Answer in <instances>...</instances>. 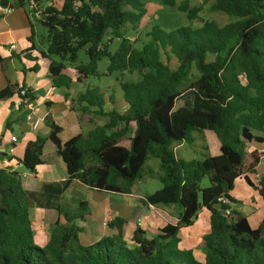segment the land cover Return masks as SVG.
Returning <instances> with one entry per match:
<instances>
[{"label":"trees","instance_id":"1","mask_svg":"<svg viewBox=\"0 0 264 264\" xmlns=\"http://www.w3.org/2000/svg\"><path fill=\"white\" fill-rule=\"evenodd\" d=\"M54 1L0 0L1 8L29 4L33 14L45 16L37 20L47 31L42 54L50 60L53 88L99 77L102 59L109 61L108 73H138L140 79L120 83L124 110L105 111L113 99L87 85L75 99L87 126L83 133L61 144L60 127L46 117L49 134L28 143L19 160L30 175L0 169V264H264V216L252 229L230 197L235 180L243 177L264 202V177L256 186L247 177L264 153L246 150L247 143L264 142V0H203L232 21L170 32L153 26L141 48L125 34L145 15L142 0H62L59 8ZM159 1L187 12L176 0ZM199 11L188 10L186 18L195 19ZM107 33L111 37L103 43ZM114 38L120 44L111 54ZM81 50L87 62L76 66ZM193 70L197 76L189 81ZM15 95L22 104L34 101L30 90L10 85L0 91V101ZM204 132L214 134L217 156L208 153ZM195 142L197 158L177 154L178 146ZM45 146L55 148L65 164L63 185L77 181L99 193L131 196L139 182L156 179L161 188L142 195L139 203L167 209L170 217L149 239L137 225L129 241L123 234L127 220L113 218L107 223L113 234L86 246L78 223L91 213L87 202H80L74 211L61 213L45 245L37 246L29 211L50 208L44 198L48 185L35 174L44 163ZM204 180L208 185L201 187ZM202 209L209 213V230L198 245L203 263L179 247L181 229Z\"/></svg>","mask_w":264,"mask_h":264},{"label":"crops","instance_id":"2","mask_svg":"<svg viewBox=\"0 0 264 264\" xmlns=\"http://www.w3.org/2000/svg\"><path fill=\"white\" fill-rule=\"evenodd\" d=\"M34 15L40 19L38 13ZM25 19L28 18L25 17ZM31 33V24L29 29L28 21L23 22L22 16L15 10L12 9L7 14L0 12V91L9 85L24 86L30 90L34 97L32 102L35 105L32 118L39 120L38 126L33 128V122L27 120V111L16 95L0 101V169L14 171L23 176L30 175V173L22 167L19 160L23 157L28 143L34 142L37 137H45L49 134L50 129L45 122L46 117H49L50 121L60 127L58 139L61 144L87 129L75 102L77 95L83 93L86 88L77 89L79 84L72 83L69 88H58L54 92L55 88L52 87L49 78L50 60L42 54L46 51L45 38L37 47L33 38L34 34L31 36ZM50 89L52 92L46 96ZM11 137H15L17 141L13 143ZM204 138L208 153L211 156H217L219 144L214 134L204 132ZM210 142L215 144L213 149H210ZM246 150L249 153H264V142L261 144L247 143ZM55 151V148L45 146L42 156L44 163L35 169L37 179L42 184L48 185L44 198L50 205V208H31L29 211L34 242L39 247L44 246L47 242L49 229L61 218V213L74 211L80 202H87L90 208L92 201L100 202L105 196V192L92 191L77 181L63 185L67 180L66 167L62 160L55 155ZM247 177L255 186L257 185L258 180L264 177V158L260 160L253 173L247 174ZM129 197H136L137 201L128 221L131 226H128L127 222L123 227L125 240L131 239L137 225L143 232L149 231L150 235H156L165 225V217H170V211L141 206L139 203L141 196L131 195ZM230 197L238 203L239 212L248 213L245 214V217L249 226L252 229H257L264 216V202L258 192L250 187L243 177H240L235 180ZM234 206L232 205L233 208ZM94 208L98 210V217L90 214L85 222L78 223V226L86 234L83 240V243H87L84 244L86 246L112 235L114 231L107 227V223L113 218L120 217V212L111 205L104 211H101L99 207ZM146 215L152 216L157 221L154 223L155 229L151 228L150 223H141ZM126 229H129L128 237L125 234ZM208 230L209 213L202 209L192 225L181 229L179 233V246L183 245L181 249L191 250L195 259L201 263L204 262V254L198 249V245Z\"/></svg>","mask_w":264,"mask_h":264},{"label":"rangeland","instance_id":"3","mask_svg":"<svg viewBox=\"0 0 264 264\" xmlns=\"http://www.w3.org/2000/svg\"><path fill=\"white\" fill-rule=\"evenodd\" d=\"M62 0H55L54 3L57 8L60 7ZM145 9V15L141 18L138 28L136 30H128L125 36L131 40L133 43V47L141 48L144 43H146L149 39V32L153 26H158L166 32L174 31L181 27L189 26L192 29L201 28L204 23L206 22H214L219 26H222L232 19L212 12L210 10V3H204L203 0H176V4H183L187 7V12L190 9L200 7V11L197 13L196 18L189 20L186 18L187 12H180L175 7H169L162 5L159 0H142ZM46 6L45 3L40 4L38 7L40 10ZM29 4H25L22 8H15V10L19 15L22 16L23 22L26 20L28 21V26L33 32V38L37 47H39L40 42L42 39L46 37L47 31L42 26L40 22H38V18L35 17L33 12L29 8ZM20 10V11H19ZM28 19H25V17ZM110 34L107 33L103 38V43H106L107 40L110 38ZM120 40L113 39L111 43L108 45V50L111 54L115 53L119 47ZM54 60H58L57 58H53ZM164 60V57L162 56ZM87 62V57L85 55V51L81 50L77 54V61L75 63L76 66L85 64ZM109 65L108 59H102L98 62L97 65V73L99 77H91L89 78L86 84H79L77 85V89H84L88 86L91 88H98L105 98H112L114 104H107L104 106L105 111H110L112 109L117 110H124L125 107L122 106L123 101V94L120 89V83L122 82H135L140 79V75L138 73H118L112 72L108 73L107 67ZM196 72L193 70L191 72V76L189 81H193L196 78ZM52 92V89H50ZM57 88H55V91ZM22 112V111H21ZM18 113V112H17ZM15 113V114H17ZM19 114V113H18ZM23 114V112H22ZM210 137V136H208ZM210 149H213V143H209ZM199 143H194V145L190 148L187 145H180L176 148L177 154L184 157L186 160L194 159L198 157V152L200 151ZM208 182L206 180L202 181L201 187H206ZM161 188V184L156 179H147L142 180L136 186V192L132 196H142L145 194H152L156 190ZM94 199V197H93ZM136 197H129L126 195L114 194V193H105L104 199L100 202L92 201V208H89L91 215L98 217V210L94 207L101 208V211L104 209H108L111 205L114 209L120 212V218H124L127 222L130 220V216L133 212V207L135 206ZM234 205V204H233ZM89 207V206H88ZM239 205L235 204L234 208L238 210ZM91 209V210H90ZM244 216L247 215V212L242 213ZM157 222L154 218L150 215H146V218L141 220L142 224L150 223L151 228L155 229L154 223ZM140 223V220H139ZM80 225V224H79ZM128 226H131V223L128 222ZM129 229H126V237H128ZM85 232L82 230L79 234V240L81 244L85 239ZM146 238H152L155 235H150L149 231L145 232ZM150 235V236H149ZM180 236V235H179ZM102 239V238H101ZM100 240V239H99ZM180 248L183 247L182 244L179 246Z\"/></svg>","mask_w":264,"mask_h":264},{"label":"built area","instance_id":"4","mask_svg":"<svg viewBox=\"0 0 264 264\" xmlns=\"http://www.w3.org/2000/svg\"><path fill=\"white\" fill-rule=\"evenodd\" d=\"M31 4H32V2H31ZM10 11H11V9H9V8H1L0 7V12L2 14H7ZM11 47L14 48V46H11ZM25 93H26V90L25 89L20 92L21 95H25ZM50 93H51V91L48 90L47 93H46V96H49ZM23 105H24V107H25V109L27 111V117H26L27 120L28 121H32L33 122V128H36L38 126V124H39V120H37V119L33 120V118H32L33 117V111L35 109L34 103L32 101L24 100L23 101ZM11 141L13 143H15L17 140H16L15 137H11Z\"/></svg>","mask_w":264,"mask_h":264},{"label":"water","instance_id":"5","mask_svg":"<svg viewBox=\"0 0 264 264\" xmlns=\"http://www.w3.org/2000/svg\"><path fill=\"white\" fill-rule=\"evenodd\" d=\"M40 19L41 20H45V16L44 15H40Z\"/></svg>","mask_w":264,"mask_h":264}]
</instances>
